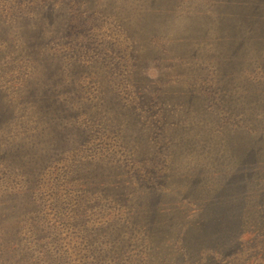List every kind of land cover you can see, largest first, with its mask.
Here are the masks:
<instances>
[{
    "label": "trees",
    "instance_id": "1",
    "mask_svg": "<svg viewBox=\"0 0 264 264\" xmlns=\"http://www.w3.org/2000/svg\"><path fill=\"white\" fill-rule=\"evenodd\" d=\"M72 5L111 22L108 46L94 32L53 50ZM30 12L4 23L26 25L23 50L0 46L33 70L14 98L29 117L14 128L18 104L0 86V264H231L264 239V0H52ZM96 135L102 149L86 155ZM154 157L158 170L137 166Z\"/></svg>",
    "mask_w": 264,
    "mask_h": 264
},
{
    "label": "rangeland",
    "instance_id": "2",
    "mask_svg": "<svg viewBox=\"0 0 264 264\" xmlns=\"http://www.w3.org/2000/svg\"><path fill=\"white\" fill-rule=\"evenodd\" d=\"M48 1L52 0H0V22L2 24V27L0 28V46H4L5 43L8 45L10 48H14L13 46L20 45L22 46V42L20 40L19 35L21 36V33L24 32L23 28L24 24H15L10 23L9 27L6 28V22H11L13 19L18 16L19 14L23 13H29L32 9L41 7L43 4H45ZM71 11H72V17L70 20H68V23L70 22L69 26V33L65 37H59L53 41H51V46L54 51L56 52H61L63 50H70L77 44H81L84 42V40L88 36H93L94 32L97 33V37L94 39V41L99 42L103 40V43L97 45L98 48H104L108 46L109 41L112 40V35L110 34L111 29H112V24L109 21H104L100 22L97 17L93 15H86L80 11L76 10V7L74 5L71 6ZM31 14V12H30ZM6 21V22H5ZM60 18H55V24L53 25L56 28H58L61 24H59ZM12 24V25H11ZM15 28H12V27ZM62 27V25L60 26ZM103 32V35H102ZM23 34V33H22ZM46 36V35H45ZM103 36V37H102ZM19 42L17 43V39ZM5 42V43H4ZM38 39L34 41V48L36 46L37 50L38 49L37 44L39 45ZM12 45V47H11ZM100 46V47H99ZM4 48V51L6 50V53H4L3 57H0V86L7 90V94L11 96L14 100V98L17 96V89L25 80H27L30 75L33 73L32 70V64L27 61L23 60H18V56L10 49ZM93 45L87 46L86 47V52L83 53L85 54L84 56L87 57V60L85 59V62H88L90 58H92V52H93ZM8 49V50H7ZM21 50H23L20 47ZM37 51V52H38ZM45 66V65H44ZM46 67V66H45ZM56 69V67H55ZM107 72H111V70L106 69ZM54 72V71H53ZM85 85L90 84L89 81H84L83 82ZM89 89L91 91L97 92V85L94 86V84L88 85ZM129 91V90H128ZM212 103L215 102V99H212ZM14 104H18L16 113H18L20 116L18 118H13V116L10 114V122H11V127L18 126L19 122L21 121H16L19 118H28V115H24L28 111V106L24 105L21 102H18L14 100ZM29 101H25V103H28ZM214 104V103H213ZM21 120V119H19ZM29 119L25 120V124L27 126L29 125ZM18 131V128H17ZM102 149V144H101V136L96 135L95 139L93 140L92 147H87L85 149V154L87 155L88 153L90 154H98L100 153ZM88 154V155H89ZM150 160H147L145 162H139L137 163V166L146 169L148 166H153L156 169H159V159L157 157H154ZM157 169V170H158ZM15 178V187L12 188H17L20 183V178L19 176H13ZM44 197V196H43ZM45 219L47 220L48 223L54 224L55 221V214L52 211V209L47 208L45 210ZM59 233L58 235L62 239V245H63V250L71 252L70 245H67V240L69 237V232L66 229L59 228ZM22 236L24 239V242L29 244L32 241L31 234L25 229L22 231ZM261 243V246H260ZM263 243V244H262ZM68 246V247H67ZM264 239L257 240L254 244H251L250 247H246L245 251L242 253L238 254L237 257L230 259L229 262L231 264H249V260H254L253 264H264L262 263V258L258 254L264 253ZM73 257V255H72ZM74 261H78V257L74 259Z\"/></svg>",
    "mask_w": 264,
    "mask_h": 264
}]
</instances>
